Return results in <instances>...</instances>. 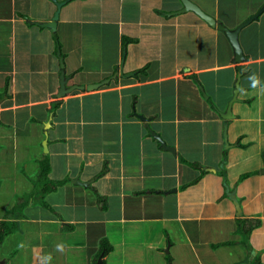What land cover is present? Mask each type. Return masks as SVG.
Wrapping results in <instances>:
<instances>
[{"label":"crops","instance_id":"obj_1","mask_svg":"<svg viewBox=\"0 0 264 264\" xmlns=\"http://www.w3.org/2000/svg\"><path fill=\"white\" fill-rule=\"evenodd\" d=\"M191 1L231 29L264 6ZM183 7L0 0V264H94L103 238V264H264V11L236 63Z\"/></svg>","mask_w":264,"mask_h":264},{"label":"water","instance_id":"obj_2","mask_svg":"<svg viewBox=\"0 0 264 264\" xmlns=\"http://www.w3.org/2000/svg\"><path fill=\"white\" fill-rule=\"evenodd\" d=\"M184 7L182 8V10H180L179 13L182 12H187V11H194L196 14H198L201 18H203L210 26L212 27H217L220 30H222L225 35L227 36V38L230 41L231 46L233 47V51H234V59L236 63H241L245 60L244 54H243V50L241 48L240 45V41H239V34L240 31L242 30L243 27H245L247 24H249L250 22H252L253 20L257 19L259 17L260 14H262V12L264 11V6L259 10L258 13H256L255 15L251 16L250 18H248L247 20H245L244 22H242L239 26H237L234 29H231L229 27H227L225 24H223L222 22H217V20L210 16L209 14L205 13L196 3H194L191 0H181ZM59 6V5H58ZM58 18V11L55 13L54 18L52 21L50 22H43V23H39L40 26L42 27H48L51 30H54L56 27V20ZM63 64V62L61 63V65ZM64 82H66V79H64V73H61V78H60V84H61V89L59 90V94L58 95H64L66 92L70 91V90H74V89H78V86H73L70 89H66L65 88V84ZM105 82H108V79L105 80ZM101 84H104V82L102 83H98V84H92V85H88L87 88L88 89H94L99 87ZM240 91V84H239V80L236 83V89L234 92V97L233 100L230 102L228 109L226 110V112L224 114H221V117L225 120H230L232 118V105L233 103H235L237 101V95ZM153 137H155L161 144L162 146L175 154V149L172 147H168L166 145V143L154 132H152ZM96 264H103V255H101Z\"/></svg>","mask_w":264,"mask_h":264},{"label":"trees","instance_id":"obj_3","mask_svg":"<svg viewBox=\"0 0 264 264\" xmlns=\"http://www.w3.org/2000/svg\"><path fill=\"white\" fill-rule=\"evenodd\" d=\"M142 71V70H141ZM48 173H49V166L46 162V159L40 163V175H39V180L36 181V185L38 187H41L43 189L48 188V190L55 189L56 187L62 185L65 180H49L48 179ZM48 185V186H46ZM42 199V197L40 196ZM102 198V197H101ZM40 203L44 206L50 207L48 204H46L44 201H40ZM14 222L10 221H0V244L2 243V240L14 230ZM101 248L99 251V254L96 256L94 259V264L97 263L98 258L103 255V261L105 256L112 250L113 246L110 244V242L106 239L103 238L101 241Z\"/></svg>","mask_w":264,"mask_h":264},{"label":"clouds","instance_id":"obj_4","mask_svg":"<svg viewBox=\"0 0 264 264\" xmlns=\"http://www.w3.org/2000/svg\"><path fill=\"white\" fill-rule=\"evenodd\" d=\"M249 80L251 81V86L253 88H257L259 86L260 92L261 93H264V86H261L260 85V80H259V78L255 74H253L252 76H250L249 77ZM57 248H58V250L63 251V245H58Z\"/></svg>","mask_w":264,"mask_h":264}]
</instances>
